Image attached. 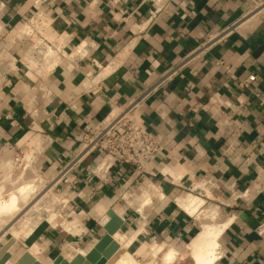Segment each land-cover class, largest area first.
Instances as JSON below:
<instances>
[{"label": "crops", "instance_id": "obj_1", "mask_svg": "<svg viewBox=\"0 0 264 264\" xmlns=\"http://www.w3.org/2000/svg\"><path fill=\"white\" fill-rule=\"evenodd\" d=\"M253 8V0H0V55L15 61H0V167L39 146V170L58 177L76 230L40 223L11 260L33 245L48 261L94 247L111 211L123 218L121 236L137 234L133 253L145 244L187 253L202 229L197 215L213 211L227 224L213 264H264V14ZM42 13L50 23L44 32L37 22L40 40L60 56L40 77L22 63L21 30ZM136 100L135 119L162 153L145 178L122 165L98 177L102 156L83 154L85 137ZM149 183L164 198L132 204ZM189 195L203 201L194 216L178 204Z\"/></svg>", "mask_w": 264, "mask_h": 264}, {"label": "bare ground", "instance_id": "obj_2", "mask_svg": "<svg viewBox=\"0 0 264 264\" xmlns=\"http://www.w3.org/2000/svg\"><path fill=\"white\" fill-rule=\"evenodd\" d=\"M257 13L264 14V6L261 9H259ZM0 30H1V25H0ZM27 30L28 27H23L21 32L26 33ZM53 51L57 52L58 50L52 49L51 51L49 48L46 57H51L53 55L51 52ZM62 55L66 56L67 54L65 51H62ZM41 150L42 149H40L39 146L36 147L35 149H32L31 152L27 153L23 158L22 168L18 170L16 169L15 171L11 170V172L8 173L9 180H7V182L5 181L3 185L0 182V229H3V231H1L0 233V239L7 232H11L14 236V239H20L21 237L25 238L31 235L34 229L43 220L50 222V224L53 223L54 218L53 215H51L52 213L51 211L53 210L52 209L49 210L48 208L50 203H54V197L51 195L48 196V192H49L48 190L45 192H39L40 190L39 186L41 184L37 185L36 180H30V179L28 181L23 180L24 170L26 169L27 166H29L30 163L35 161V159L41 153ZM166 173H168L173 177L178 175V172L176 170L166 169ZM21 180H22L21 186H19L18 188L16 187L17 188L16 192L6 193L4 191L5 185L7 183L9 184L13 183L14 185H16L19 184ZM149 188H150L149 190H145L142 193V195L139 197L141 198V201L143 200L144 202H147L149 199H151L149 198L151 196L149 195L151 194V192L155 193V195L157 194L160 200L164 198L163 195L164 193L162 194L158 190L157 186L153 185L150 186ZM144 202H141V204H144ZM178 204L180 205V207H182L188 213L194 216L197 213L198 207L201 204H203V201L189 195L186 197L185 200L184 199L178 200ZM142 210L143 209H141L140 211ZM28 216H30V218H27ZM197 217H199V215H197ZM23 218L26 219V221L24 220L26 224H23L21 226ZM215 218L216 217L213 211L206 214L204 218H201L204 220H208L209 222L202 223V229L198 234V236L188 245L187 253H182L180 251H171V250L167 251L164 246L161 245L151 246L146 244L141 248H139L135 253H131L129 249L132 247L133 240L135 239L137 234L132 236L123 235L122 237L121 236L116 237V233H117L116 232L112 236V240L119 245V249L115 258L111 260L112 263L111 262L108 263L152 264L154 260L160 257L164 264H213L218 257L217 254V250L219 246L218 239L220 235L223 233L224 229L227 227L226 226L227 224L222 225L217 222H214ZM7 219L10 220L7 221ZM107 219L108 220L114 219L118 224H121V222H123V220L119 217L117 213H113V215L112 216L110 215L109 217L107 216L104 219V223L107 221ZM92 248L93 247L89 248L88 250H80L77 255H79L84 260L87 256V253ZM27 251L30 257L26 259L25 264H33L35 261L44 264L40 261V255L42 253L41 247H39L38 245H33ZM138 257L143 258L144 260L148 259V261H146L145 263H141V261L138 260ZM75 259L76 257H74L71 261L67 260L68 264H76ZM6 264H11V263L6 262ZM49 264H65V263L62 259H56L52 261L50 260Z\"/></svg>", "mask_w": 264, "mask_h": 264}, {"label": "rangeland", "instance_id": "obj_3", "mask_svg": "<svg viewBox=\"0 0 264 264\" xmlns=\"http://www.w3.org/2000/svg\"><path fill=\"white\" fill-rule=\"evenodd\" d=\"M261 4V3H259ZM264 6V5H263ZM41 21L43 22V30L45 29L44 32H46L48 30V27H49V23H50V20L47 16L43 15H36L34 18H33V21L31 22L34 23L31 25H29L31 28H28V30L26 31L25 34H27L28 38H27V42L28 44L26 45V50L28 49L29 53L28 55H24L23 56V59H22V63H24L23 65H25V67H27L29 70H31L33 73L35 74H38V76H42V75H45L47 73H49L53 67H55L56 63H57V59L58 57L60 56V52H51L53 55V57H46V54L48 53V49L50 48V50L52 51V49H56L55 47L51 46V45H48L46 43H44L43 41L40 40V33L39 30L41 31L40 28H36V24H38L37 22H40ZM3 59H6L9 63H15L13 57L11 56V51L9 52H6L2 55H0V61H5ZM9 59H11L9 61ZM55 61V63H54ZM55 64V65H54ZM35 149V148H33ZM32 150V149H31ZM30 151H27L21 155H17L14 159H12L11 161L5 163L4 165H2L0 167V182L2 183V185L4 184V182L8 179V173L11 172V170L15 171L16 169H21L22 168V165H23V158L25 157V155ZM39 160H40V154L38 155V157L35 159L34 162L30 163L29 166L26 167V169L24 170V175H23V180L24 181H28L29 179L30 180H36V184L37 185H40L39 188V192H45V191H49L48 192V196L51 195L54 197V203H50L49 204V210H53L51 211V215H53V223L57 224V225H60L62 224L63 227L69 232H72V233H75L76 230L72 231L68 226L67 224L72 222L73 220V217H70L69 215V207L68 205L66 204V197L64 196V191H63V186L59 184L58 182V177H51V178H46L43 173L40 172L39 170ZM3 171V172H2ZM5 172V174H4ZM38 176V178H37ZM21 183H22V180L19 184H16L13 185L12 184H9L7 183L5 185V192L6 193H14L16 192L17 188L19 186H21ZM155 185V184H154ZM150 186H153L152 184H147V186L137 195L134 197V202H132V204H135L136 202H144L143 200L140 201L141 198H139L141 196V194L145 191V190H149ZM156 186V185H155ZM17 187V188H16ZM42 189V190H41ZM45 189V190H44ZM158 190L160 191V188H158ZM151 195L147 202H144V204L146 203V205L149 203H153V198L156 197L155 193L151 192ZM158 196V195H157ZM138 198V199H137ZM104 213V212H103ZM114 213H117L119 215V217L123 220L122 216L120 215L119 212H114ZM103 215V214H102ZM110 215H108L109 217ZM200 218H204V216H199ZM8 218V217H7ZM27 218H30V216H28ZM199 219V218H198ZM10 220V219H7V221ZM24 220L26 221L25 218H23V221H22V224H26V222H24ZM47 221L46 220H43L41 223H46ZM201 223L203 222H209L208 220H200ZM214 222H219V220L217 218H215V221ZM65 224V225H64ZM58 229H62L60 228V226H58ZM1 231H3V229H0V233ZM122 234H125L124 232H118L116 233V237H120ZM13 238L14 239V236L11 232H7L6 234L3 235V237L0 239V248L8 241V239L10 238ZM122 237V236H121ZM23 237H21L20 239H14L15 243H17L18 241H20ZM88 245H85L84 248H82V246L80 247H77V251L79 252L80 250H88L86 249ZM40 247V246H39ZM76 247V246H75ZM42 249V247H41ZM129 251L131 253H133L134 251L131 250V248L129 249ZM77 252V254H78ZM10 254L13 255V254H18V251H17V248L16 247H12V249L10 250ZM74 254V256L72 255ZM76 254V255H77ZM72 255V256H71ZM75 252H71V254L69 255V257H64L63 256V259H66L68 261H71L75 256ZM5 256H6V252L3 253V255L1 256L2 257V261L6 262L5 260ZM18 256V255H17ZM15 258L13 257L12 260L9 262V263H12L13 260ZM55 260V259H53ZM138 260L141 261V263H145L147 260H144L143 258H140L138 257ZM40 261L44 264H49L50 260H46L42 257V255H40ZM152 264H164L163 262H161L160 260V257H158L156 260L153 261Z\"/></svg>", "mask_w": 264, "mask_h": 264}, {"label": "built area", "instance_id": "obj_4", "mask_svg": "<svg viewBox=\"0 0 264 264\" xmlns=\"http://www.w3.org/2000/svg\"><path fill=\"white\" fill-rule=\"evenodd\" d=\"M253 3V11L257 12L263 7L264 0H253ZM139 104L140 100H136L125 109L115 110L100 127L86 135L83 154L98 151L102 156L100 168H97L100 170L98 177L105 179L111 169L122 165L145 178L162 153L155 137L135 119Z\"/></svg>", "mask_w": 264, "mask_h": 264}, {"label": "water", "instance_id": "obj_5", "mask_svg": "<svg viewBox=\"0 0 264 264\" xmlns=\"http://www.w3.org/2000/svg\"><path fill=\"white\" fill-rule=\"evenodd\" d=\"M188 186V184H187ZM113 211L109 212L108 215H113ZM124 221L118 224L114 219L109 220L104 226L105 235L94 245V247L87 253L86 258L83 260L79 255H76V264H111L119 249V245L112 240V236L121 230ZM15 245L14 239L11 237L8 241L0 248V264H6L10 262L12 255L10 249ZM6 252L5 260L2 261V255ZM29 253L26 251L17 261L11 264H25L28 259ZM56 259H62L65 264H68L67 259H63V256H59ZM55 259V260H56ZM111 262V263H108ZM33 264H41L35 261Z\"/></svg>", "mask_w": 264, "mask_h": 264}]
</instances>
